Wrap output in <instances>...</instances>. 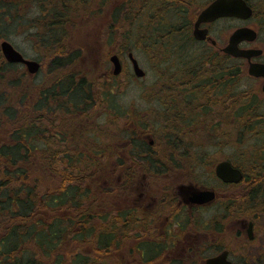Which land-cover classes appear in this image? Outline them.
<instances>
[{
	"label": "trees",
	"instance_id": "16d2710c",
	"mask_svg": "<svg viewBox=\"0 0 264 264\" xmlns=\"http://www.w3.org/2000/svg\"><path fill=\"white\" fill-rule=\"evenodd\" d=\"M0 2V41L9 40L10 32L23 31L33 39L40 54V72L44 73L36 82L17 66L6 63L0 53V264H117L114 254L121 248L117 231L124 228L118 220L126 213L118 214L113 221L99 215L100 220L95 221L88 206L95 185L90 179L89 164L83 162L84 153L76 147H94L97 143L98 152L88 156L99 157L101 151L106 156L113 181L105 193H110L111 198L117 194L123 197V187L115 186L113 175L121 170V155L107 152V140L112 131L118 134L114 141L121 143L123 127L116 124L123 117V106L114 103L113 93L125 85L120 83L125 69L115 77L108 67L100 71L94 68L91 50L73 39L75 31L80 30L83 20L98 19L108 12L109 23L100 29L102 44L110 48L106 61L112 54L123 59L132 52L131 48H138L150 54L153 71L166 76L168 69L163 66L170 60V79L164 82L158 78L163 82L151 86L162 97L153 99L149 93L140 94L141 99L164 102L161 114L165 120L157 129L158 118H154L153 123L144 124V129L164 130L165 134L177 136L179 142L191 136L192 145L208 140L206 129L212 133L210 145L218 139L214 133L219 127L217 116L223 101L226 115L234 116L239 99H252L248 91L238 92L233 86L240 75L239 66L228 60L222 64L211 56L206 59L202 53L205 51L199 49L196 55L188 53L197 46L189 16L201 9L200 0H34L38 4L37 16L28 20L24 19L25 6L30 8L32 0ZM220 68L223 71L218 72ZM177 93L197 99L194 112L197 103L199 108L203 103V113L211 120L187 119L185 106L174 104ZM166 101L171 104L165 105ZM241 110L246 106L242 105ZM181 111L182 121L171 118L177 119ZM101 112L107 127L91 126L89 122H95ZM229 124L227 118L226 126ZM245 125L249 122L244 120L242 126ZM97 134L99 138L94 137ZM70 144L73 151L69 150ZM183 157L182 162L192 164L193 170L197 164L205 166L207 155L196 150ZM173 158L169 156L167 160L162 154L159 162L174 163ZM111 163L118 165L115 170L109 166ZM127 239L137 242L128 251L137 257L143 252L144 259L150 261L162 252L145 250L142 245L148 243H139L137 235Z\"/></svg>",
	"mask_w": 264,
	"mask_h": 264
},
{
	"label": "flooded vegetation",
	"instance_id": "af4514ba",
	"mask_svg": "<svg viewBox=\"0 0 264 264\" xmlns=\"http://www.w3.org/2000/svg\"><path fill=\"white\" fill-rule=\"evenodd\" d=\"M215 1L201 0L202 9L191 12L189 17L191 35L199 12ZM243 1L250 9L247 19L217 18L199 25V30L205 31L203 41H196L192 36L198 49L205 51L202 53L206 59L211 56L210 58L220 60L222 64L228 60L239 66L240 75L233 86L236 91L243 86L244 90L238 92L248 91L252 98L239 99L240 105L238 109H235L234 116L226 115L225 102H222L223 107L217 116L219 127L217 134L214 133L218 139L214 140L212 145V150L216 149L219 152L212 155H219V159L215 161L210 156L204 162V169L207 171L205 177L213 180L216 185L209 186L206 183L195 182L190 175L194 172L191 170L192 164L188 163V166L182 162L185 160L184 154L194 153L191 136L179 142L177 136L165 134L164 130L159 132L160 130H155L156 127L153 129L150 126L151 131L144 129V124L153 123L154 118L165 120L161 115V104H164L162 100H155L158 102L147 106V109L135 108L134 103L131 102L128 106H124L122 119L124 118L126 123L121 134V143L114 141L118 136L115 132L111 131L108 137L107 152L121 155L122 165L119 169L122 174L118 176L117 183L123 187V191L128 196L125 199L128 211L140 214L139 218H134L135 222L132 224H138L147 234V236L139 237L138 242L148 243L142 245L145 250L155 248L158 252L162 251L158 258L150 259V261L144 259L146 254L140 252V260L136 264H204L207 259L215 258L223 253L226 254V261L231 264H264V76H260L259 71L252 75L248 74L249 65L264 66V0ZM240 29L248 30V34L237 43L235 48L240 52H251L249 60L236 58L226 53L230 37ZM19 53L26 58L21 52ZM19 66L25 69L23 65ZM220 71L223 69H218V72ZM215 75L216 73L211 77ZM217 80L220 82V77ZM216 86L222 85L216 84ZM155 92L150 96L158 97L159 90ZM175 97L177 99L174 104L180 103L185 106L187 119L190 116L192 119L196 117L200 120L204 118L211 120V116L203 113V103L200 108L197 103V112L193 111L197 99L188 95L185 98L181 93L175 94ZM144 101L149 102V100ZM169 104H171L169 101L165 102V105ZM242 105L246 106V110H241ZM195 113L197 115H194ZM181 114L183 111L178 113L177 119H174V116L171 118L178 121L182 117ZM151 117H153L152 120ZM227 118L230 123L228 126H226ZM244 120L248 121L249 125L243 127ZM204 134L205 139L209 140V135L212 133L206 129ZM226 137L230 139L227 140ZM208 140H205L204 146L210 145ZM95 145L94 150L98 152V147ZM227 146L234 149V156H226ZM204 150L207 149L200 151L207 152ZM100 154L104 155V152L101 151ZM162 154L167 157V160L169 156H173L176 162L160 163ZM148 156H153L154 159ZM147 158L149 162H146ZM189 160L191 161V158ZM223 162H227L230 168L239 171L241 178L237 183H227L216 177L215 167ZM109 166L115 170L118 165L111 163ZM182 171L186 174L180 178L184 177L186 182L177 183ZM190 188L211 191L213 200L204 205L189 203ZM211 208H216L217 211L211 218H204L205 221H203L201 214ZM125 213L129 214V212ZM123 224L124 230L128 232L133 230L128 217ZM197 228L206 232L203 233L205 234L203 242L199 244L186 240V237L182 239V243L174 236L177 231L189 237L194 236L193 231L189 229L197 230ZM152 236L155 237L152 238ZM135 244H137L136 241L132 246Z\"/></svg>",
	"mask_w": 264,
	"mask_h": 264
},
{
	"label": "rangeland",
	"instance_id": "374dc122",
	"mask_svg": "<svg viewBox=\"0 0 264 264\" xmlns=\"http://www.w3.org/2000/svg\"><path fill=\"white\" fill-rule=\"evenodd\" d=\"M1 1L6 2L7 0H1ZM33 1L34 0H32V2L29 4V5H31L30 8H29V6L28 7L25 6L26 14H25L24 19H27V20L33 19L34 17L37 16L36 12L38 10V4H37V2H33ZM111 4H112V2H111ZM107 15L109 16L108 12H107ZM107 15L102 16L98 19H96V18L85 19V20H83V23L81 22V28H80V23L78 22L80 30L75 31L76 37L73 38L74 40L80 41L82 43L83 47L85 45L86 47H88L91 50L90 60H91V63L94 65V68L97 67L98 71H100L101 69L103 70L106 67H108V69H109V67H110V65L108 64V60L106 61L104 58L106 53H108V51L110 50V48L105 47L102 44V40H100L101 39L100 34H103V32L100 31V29L102 28L103 25L105 27V26H107L106 24L109 23V18ZM104 29H102V30H104ZM120 30H122V29H119L118 31H120ZM119 33L122 34V32H119ZM12 34L13 33L10 32V36H9L10 39L8 38L9 39L8 41L12 44V46L15 49H17L19 52H21L27 59L40 61L39 51L35 49L32 38H29L27 36V34H24V32L21 30H17L13 35ZM130 37H131L130 38L131 40H134L131 35H130ZM197 49H198V46L192 47L188 50V53L190 55H192V54L196 55V54H198ZM131 51L133 53V57L138 62L139 67L145 73V77L141 80H138L132 76L131 67H130V64L128 63V60L126 57L127 53H126L123 57L124 69H125L124 76L125 77L120 78V83L125 84V85L122 88H119L118 91H114V93H113V97H114L113 99L115 101L114 103L120 107H122V106L124 107V106H128L129 103L131 102V103H134L135 108L137 107L138 109H147V106H152L153 103H155L157 101L152 100L149 102H145L144 100H147V99L146 98L141 99L140 94H142V93H149L150 95L155 94L156 89H152L151 86L155 85L156 83H162L163 82V81H158L157 80L158 78L163 79L164 82H167L171 77L172 65H171V62H169L170 60L165 61L163 68L168 69L167 71H165L166 76L158 75L152 69L153 68L152 67V60H151V56L149 53L144 52L143 50H140L138 48H136V49L131 48ZM18 69H20V71H24V72L26 71L25 69H21V68H18ZM43 75H44L43 71L42 72L39 71L37 74H35L33 76L32 75H27V76L31 77L33 80L38 82L43 78ZM128 75L129 76L131 75V77L128 78ZM142 90H145V91L143 92ZM148 90H151V92H148ZM240 90H244V87L240 86L238 88V91H240ZM162 95L163 94H160V91H159L158 92V98H161ZM151 98L154 99L155 97H151ZM161 115H163V114H161ZM152 118L153 117H151L150 119L152 120ZM105 120H106V118L103 115V112H101L100 116H96L95 122L90 121L89 124L91 126L93 124H97V126H99V127L100 126L107 127ZM118 121L120 124H116L117 127L118 126H122V127L125 126L124 123H126V122H125L124 118L123 119L120 118ZM161 121H164V120L162 118L157 119V121H156L157 124H155V127L159 126V124H161ZM99 136L100 135L97 134L94 137L99 138ZM119 139L122 141L121 138H119ZM82 145L81 146L78 145L76 148L81 150L84 153L82 155L83 162H86L87 164H89L90 175H92V177L90 179H91L92 183L95 185L94 189L90 192L89 199H88V201H89L88 206H89L90 211L92 212L91 214L96 216L95 221L100 220L98 218L99 215H101V216L107 215L108 220L113 221L114 220L113 218L117 217L118 214H120L122 212L123 213L129 212V214L122 216V219H119L118 223H124V220L127 219V217H128V221L131 224L130 227L133 230H130V232H128L124 229H122L121 231H117L118 238L121 239V248L114 255H116L118 257L117 258V260H118L117 264H136L138 262V260L140 259V257L139 256L137 257V254L135 252H132V253L128 252L132 248V244H134L135 242L133 240L130 242V240H128L127 238L129 236L131 238L133 235H137L139 237L147 236L146 232L142 229V227H139L138 224H132L135 222L134 218L135 217L139 218L140 214L136 213V212L128 211L129 209L126 206V200H125L126 198H128L127 194H125L123 197L121 196V194H117L116 197L111 198L110 193H108V194L105 193L106 190L110 191V189L112 188V187H110V185H111L110 183H111V181H113L111 169L109 167H107V165H106V156H102V155H100L99 157L88 156L89 154H91L93 152H97V151L94 150V147L92 145H83V146ZM192 146L194 148V150H193L194 153L196 150H197V153H201V151H200L201 149H207L204 151H207L205 153L207 154L208 159L210 158V156L213 159H215V161L219 159L218 158L219 155H212V153H215V152L217 154H219V152L216 149L212 150V148H213L212 145L204 146L203 144H195ZM208 148H210V149H208ZM69 150L73 151L72 144L69 145ZM225 154H226V156H230V155L234 156V149L232 147L230 148L229 146H227ZM205 161H206V158H205ZM193 171L194 172H191L190 175L193 176L194 181H198V182L201 181L200 183H206L209 186L216 185L213 180H208L205 177L207 171L204 169V167L196 165L193 167ZM119 174L120 175L122 174L121 170H119V172H113L114 178L116 179L115 180L116 183L114 182V184H116L115 186H118L117 178H118ZM184 174H186L185 171H182V173L179 174L177 183L179 181H182L179 183H185L186 182L184 177L180 178ZM131 199H133V197ZM215 211H217L216 208L215 209L211 208V209L205 210V213L201 214L203 221H205L204 218L205 219L211 218L212 215H214ZM174 229L176 230L177 228H175V226H174ZM189 231H193L192 234L194 236L189 237L187 235H184V233H181L180 231L175 232L174 236L177 237L176 239L178 241H182V239L184 240L186 237V240L194 241L195 244H199V243L203 242V239L205 236V234H203L205 232L203 229H201V228H199V229L197 228V230H194V229L190 230L189 229ZM153 237H155V236H152V238ZM182 243H183V241H182ZM235 252H237V251H235ZM201 253L199 254V257L201 256ZM159 262H161V261H159ZM161 264H164V263H161Z\"/></svg>",
	"mask_w": 264,
	"mask_h": 264
},
{
	"label": "water",
	"instance_id": "95a60500",
	"mask_svg": "<svg viewBox=\"0 0 264 264\" xmlns=\"http://www.w3.org/2000/svg\"><path fill=\"white\" fill-rule=\"evenodd\" d=\"M250 15V9L246 6L243 0H216L208 8L201 11L198 15L197 20L194 24L193 36L196 40H203L205 37V31L199 30V25L213 21L221 17H234L239 19H247ZM248 30L240 29L237 30L230 37L229 45L226 48V53L234 56L241 57L249 60L251 58V52L237 51L236 45L240 42L246 35ZM0 52L5 61L8 63L23 64L30 75L35 74L39 70V64L35 61H29L24 59L19 52H17L12 45L7 41H2L0 43ZM128 59L131 63L134 75L137 78H142L144 72L139 68L137 61L132 57V54H128ZM110 62L113 66V75H118L121 71V66L117 56L113 55L110 57ZM258 74L264 76V66L257 67L249 65L248 73L249 75ZM215 175L217 178L223 180L227 183H237L241 175L239 171L230 168L229 164L226 162L220 163L215 167ZM190 198L189 203L196 205H204L213 200V193L211 191H201L189 189ZM226 254L216 256L215 258L207 259L204 264H231L225 259Z\"/></svg>",
	"mask_w": 264,
	"mask_h": 264
},
{
	"label": "bare ground",
	"instance_id": "6f19581e",
	"mask_svg": "<svg viewBox=\"0 0 264 264\" xmlns=\"http://www.w3.org/2000/svg\"><path fill=\"white\" fill-rule=\"evenodd\" d=\"M245 22V21H244Z\"/></svg>",
	"mask_w": 264,
	"mask_h": 264
}]
</instances>
